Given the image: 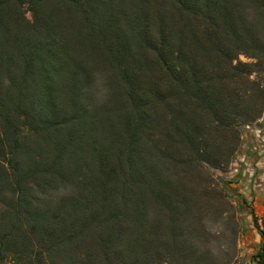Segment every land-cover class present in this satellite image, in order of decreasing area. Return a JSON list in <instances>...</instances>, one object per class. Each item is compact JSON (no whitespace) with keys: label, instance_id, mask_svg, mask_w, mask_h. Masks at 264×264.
<instances>
[{"label":"trees","instance_id":"obj_1","mask_svg":"<svg viewBox=\"0 0 264 264\" xmlns=\"http://www.w3.org/2000/svg\"><path fill=\"white\" fill-rule=\"evenodd\" d=\"M263 117L264 0H0V254L216 264L215 171Z\"/></svg>","mask_w":264,"mask_h":264},{"label":"rangeland","instance_id":"obj_2","mask_svg":"<svg viewBox=\"0 0 264 264\" xmlns=\"http://www.w3.org/2000/svg\"><path fill=\"white\" fill-rule=\"evenodd\" d=\"M27 15L31 18V12ZM256 151L264 153V117L245 127L242 143L227 171H215L222 178L221 186L233 207L222 218L208 220L203 237L196 242L201 251L209 252L216 264H256L253 255L259 250L262 239L253 218L261 224L264 214V174L251 176L252 170H249L257 164ZM237 194L244 196L246 202ZM57 199L58 196L52 198L54 202ZM2 208L0 199V211ZM44 252L45 247L36 238L17 237L12 251L0 254V264H49L42 259Z\"/></svg>","mask_w":264,"mask_h":264},{"label":"crops","instance_id":"obj_3","mask_svg":"<svg viewBox=\"0 0 264 264\" xmlns=\"http://www.w3.org/2000/svg\"><path fill=\"white\" fill-rule=\"evenodd\" d=\"M247 150H249V147H247ZM254 155H258L257 164H255L252 168H249V170H252L251 176L259 177L261 174H264V153L256 151L254 152ZM240 163H243V161L241 160Z\"/></svg>","mask_w":264,"mask_h":264}]
</instances>
